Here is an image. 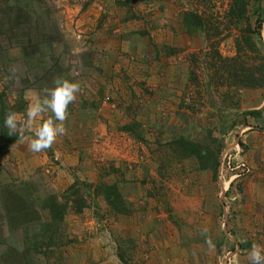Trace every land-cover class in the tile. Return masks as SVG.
Segmentation results:
<instances>
[{"label": "rangeland", "instance_id": "rangeland-1", "mask_svg": "<svg viewBox=\"0 0 264 264\" xmlns=\"http://www.w3.org/2000/svg\"><path fill=\"white\" fill-rule=\"evenodd\" d=\"M129 1L0 0L4 23L12 19L9 32L0 24L6 104L25 102L26 109L57 79L85 78L77 81L78 108L63 122L65 135L40 153L17 142L0 157V186L14 185L22 199L36 201H64L75 186L88 202L62 224L61 247L50 260L32 250L38 226L24 234L0 213V264H123L120 248L127 264H249L252 245H264V89L211 81L215 53L237 55L236 29L189 36L182 25L183 14L194 10L224 25L229 0ZM92 23L90 36L84 24ZM118 38L126 48L119 60L99 52V63L89 64V43L109 41L116 51ZM257 58L264 61V53ZM91 69L95 78L112 80L89 81ZM50 116L37 117L25 135L34 137ZM179 136L221 149L216 177L196 160H163ZM100 183L120 185L130 215L114 216L102 198L89 195L88 187ZM24 244L28 254L19 252Z\"/></svg>", "mask_w": 264, "mask_h": 264}, {"label": "trees", "instance_id": "trees-1", "mask_svg": "<svg viewBox=\"0 0 264 264\" xmlns=\"http://www.w3.org/2000/svg\"><path fill=\"white\" fill-rule=\"evenodd\" d=\"M229 2V10L226 14V23L224 25L222 23L215 25L212 23V18L208 16V13L200 14L197 10H194L183 14V30L189 36L209 37L210 34L222 36L226 31V26L236 29L239 33V36L236 38L237 55L233 59H222L219 53H215L212 63H209L210 69H216L214 76L211 77V81L222 79L225 85L238 88L240 91L263 90L264 61L261 60L259 64L256 61H258L257 56L261 57L264 53V42L262 39L264 0H229ZM128 3L130 4L129 0ZM5 6H7L6 8L9 9V12L13 11V8L8 6V4ZM1 17L0 24H3L5 19ZM132 18L134 17L132 16ZM10 21L12 24L11 15L9 14L6 23L3 24L6 31L9 30ZM36 44H39V42ZM214 60L217 62L213 63ZM66 78L69 79L67 76ZM18 104L13 106L6 104L3 93L0 94V157L6 154L18 141V137L8 136V129L4 127V119L8 112L20 113L25 109V102ZM73 108L71 104L68 106L67 113L69 115L71 111L74 112ZM256 112L250 111L248 114L256 116L258 115ZM168 148L172 152H170L171 155L169 153L163 154V160H166V162L172 161V158L175 161L196 160L200 171H211L216 177L219 169L221 149H217L216 152L219 154H216L215 151H212L210 144L192 141L184 136L173 139ZM21 192L14 185H8V187L0 186L1 221L5 220L6 225H9V227H18L17 231L19 230L24 234L36 232L37 230L31 231V228L38 226L37 234L31 236L32 241H35L32 250L37 254L38 252L43 254V256L48 257V260H50L58 254L57 249L61 247L57 245V242L59 241L58 236L60 235L62 224L70 213L81 215L88 208L86 207L88 202L81 194V191H77L75 186L68 189L64 195L66 198L64 201H60L56 196H52L50 197L51 199H46L45 201L26 200L22 199ZM88 193L89 195L91 193L94 194L96 198H102L105 204L112 210L110 212L114 216L131 214L121 192V187L117 183H100L95 185L94 189L90 185ZM42 212H45V218L41 214ZM23 247L19 251L20 253L28 254L31 251L25 248V244ZM119 252V257L123 264H127L126 260L124 261L125 257L121 255V248Z\"/></svg>", "mask_w": 264, "mask_h": 264}, {"label": "clouds", "instance_id": "clouds-1", "mask_svg": "<svg viewBox=\"0 0 264 264\" xmlns=\"http://www.w3.org/2000/svg\"><path fill=\"white\" fill-rule=\"evenodd\" d=\"M14 71V70H13ZM81 91L79 83L66 79H57L52 88L45 90L43 97L36 96L25 110V119H21L15 112H8L4 119V127L8 129V136L18 137L17 142L28 141L29 150L40 153L49 149L58 136L66 133L63 122L67 118V109L77 99ZM51 113V116L35 129L34 137L25 135L31 132L37 117ZM206 244L209 249H214L212 240L206 236ZM249 264H264V245L253 244L248 252Z\"/></svg>", "mask_w": 264, "mask_h": 264}, {"label": "crops", "instance_id": "crops-1", "mask_svg": "<svg viewBox=\"0 0 264 264\" xmlns=\"http://www.w3.org/2000/svg\"><path fill=\"white\" fill-rule=\"evenodd\" d=\"M124 24H125V22H124ZM91 25H94L93 23L92 24H84V26H86V29L85 30H89L90 31V33H89V35L91 36L92 35V33H93V31H96V29H93V31H91L90 29L91 28H89ZM95 28V27H94ZM111 30H113V28H107V34L109 33V32H111ZM101 33H102V31H101ZM124 33V32H123ZM115 34V33H114ZM94 38L96 39V36H94ZM118 47H117V49H116V51H114V48H113V46H112V50L111 51H109L110 50V46L111 45H108V43H109V41L108 42H106V41H101V42H96V43H89L88 44V47H86V50H89V51H86L85 53H84V56H87L86 58L87 59H89V64L91 65V66H93V64L94 65H96L97 63H99V58H101L102 57V55H100V54H98L99 52L101 53V52H103L104 53V55L106 56V60L109 58L108 56H109V54H111V55H115V56H112V57H110V58H114L115 60H119V58H118V56H121V53L124 51V50H126V48L122 45L121 46V44H119V42H120V40H119V38H118ZM117 44V43H116ZM93 49V50H92ZM90 52H92V53H90ZM94 52V53H93ZM82 56V55H81ZM84 56H82V58L84 57ZM130 62H127L126 63V65L123 67V69H126L127 67H129V64ZM84 64V63H83ZM100 64H101V62H100ZM112 64H113V60H112ZM133 65V64H132ZM97 69L98 68H95L94 69V71L97 73ZM93 71V69H91V71H90V73ZM95 74V73H94ZM91 76L92 77H90L89 78V81H92L93 83L96 81V80H100V79H104V80H106L107 82H110V80H112L111 78L112 77H110V79H108V77H103V78H95L94 76H93V74L91 73ZM85 77H89V73H87V75L85 76ZM81 79H85V78H81ZM81 79H77L76 81H74L75 83H77V81H79L80 82V80ZM102 81V80H101ZM106 82V83H107ZM54 83V82H53ZM52 83V84H53ZM54 86V84L53 85H51V87H53ZM80 86H81V83H80ZM109 86V85H108ZM105 90H107V89H105ZM108 91V90H107ZM78 96H79V93L77 94ZM80 99V98H79ZM79 102H80V100H78ZM73 107L75 108V110L78 108L76 105H75V102L73 103ZM63 159H66V157L65 156H63Z\"/></svg>", "mask_w": 264, "mask_h": 264}, {"label": "built area", "instance_id": "built-area-1", "mask_svg": "<svg viewBox=\"0 0 264 264\" xmlns=\"http://www.w3.org/2000/svg\"><path fill=\"white\" fill-rule=\"evenodd\" d=\"M109 100V99H108Z\"/></svg>", "mask_w": 264, "mask_h": 264}]
</instances>
